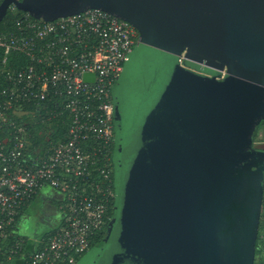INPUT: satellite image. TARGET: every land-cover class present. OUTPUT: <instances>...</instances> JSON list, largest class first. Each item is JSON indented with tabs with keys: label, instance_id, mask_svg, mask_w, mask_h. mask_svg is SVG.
<instances>
[{
	"label": "water",
	"instance_id": "95a60500",
	"mask_svg": "<svg viewBox=\"0 0 264 264\" xmlns=\"http://www.w3.org/2000/svg\"><path fill=\"white\" fill-rule=\"evenodd\" d=\"M11 3L42 21L100 9L139 33L112 90L114 213L76 264H255L264 0H4L0 22Z\"/></svg>",
	"mask_w": 264,
	"mask_h": 264
},
{
	"label": "built area",
	"instance_id": "2783aa9c",
	"mask_svg": "<svg viewBox=\"0 0 264 264\" xmlns=\"http://www.w3.org/2000/svg\"><path fill=\"white\" fill-rule=\"evenodd\" d=\"M8 14L12 29H0V264H76L111 220L112 90L139 33L100 9L42 21L11 3ZM17 111L49 127L60 119L64 139L31 149ZM259 135L264 143V121ZM42 191L64 198L59 226L46 240L25 238L18 219Z\"/></svg>",
	"mask_w": 264,
	"mask_h": 264
},
{
	"label": "trees",
	"instance_id": "16d2710c",
	"mask_svg": "<svg viewBox=\"0 0 264 264\" xmlns=\"http://www.w3.org/2000/svg\"><path fill=\"white\" fill-rule=\"evenodd\" d=\"M0 2H1V0H0ZM21 12H23V11H21ZM14 20H15L14 17L11 14H8L7 17L5 18V20L0 24V29H2V30L12 29ZM37 116L38 117L33 118L34 120L29 116H25V118L23 120H24L25 124L28 126L29 139L31 142V149L36 148L38 153H42L47 148L50 141L58 142V141L64 139L65 128H64V126H62L63 123L61 122L60 119L54 120L52 127H49V125H47V124L37 123L36 121L39 118V114ZM262 123L259 126V128L255 134V142L257 141V138L260 134V131L262 128ZM114 147H115V145H114ZM111 164H112V167L114 169L112 158H111ZM114 201L115 200L113 199L112 202L109 204L108 213H107V220L109 218H112V216H113ZM64 202H65L64 198L61 195H59L57 192H55L52 196H50V195H46V193H44L42 191L32 200V202H30L26 206L25 216H28V217L33 219L35 214H32V213L43 212V210L46 207V204L49 205V203L50 204L52 203V205L56 209L57 213L60 214V208L59 207ZM18 222L21 223L22 219L19 218ZM59 223H60V219H59V222L57 220L56 225L51 230H49V231L42 230L40 233V236H41L40 238L45 239V240L48 239V236L50 234H52V232H54L58 228ZM108 224L102 232L95 235L94 239L91 242V248L93 246H95L96 244H98L102 240V238L104 237L105 232L107 230ZM30 233H31V235L36 234L34 232V228L31 231L28 230L27 234L22 233V231L19 232V234H21L25 238L31 237ZM29 244H30V241L29 242L27 241V247ZM255 264H264V196H263L262 213H261V219H260L259 235H258V239L256 242Z\"/></svg>",
	"mask_w": 264,
	"mask_h": 264
},
{
	"label": "flooded vegetation",
	"instance_id": "af4514ba",
	"mask_svg": "<svg viewBox=\"0 0 264 264\" xmlns=\"http://www.w3.org/2000/svg\"><path fill=\"white\" fill-rule=\"evenodd\" d=\"M29 117H31L32 119L35 117L31 114L28 115ZM34 120V119H33ZM257 144L258 147L263 148L264 143L259 140V142H255ZM59 219V214L57 213L56 209L54 208V206L52 205V203L49 205H47L45 207V209L43 210V212L41 213H35L33 219L31 218V226L27 228L28 230H35L38 231L37 233H41L42 230L45 231H49L51 230L57 223V220ZM40 222V227L36 224L37 222Z\"/></svg>",
	"mask_w": 264,
	"mask_h": 264
},
{
	"label": "rangeland",
	"instance_id": "374dc122",
	"mask_svg": "<svg viewBox=\"0 0 264 264\" xmlns=\"http://www.w3.org/2000/svg\"><path fill=\"white\" fill-rule=\"evenodd\" d=\"M259 140H260V135L257 138V142H259ZM30 220L31 218H29L28 216H24L23 221H22V231H25V230L27 231V228L32 225Z\"/></svg>",
	"mask_w": 264,
	"mask_h": 264
}]
</instances>
